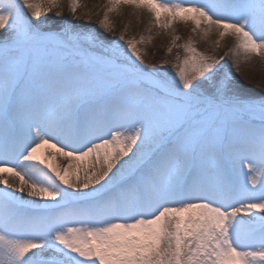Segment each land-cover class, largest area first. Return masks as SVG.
I'll list each match as a JSON object with an SVG mask.
<instances>
[{
	"label": "snow or ice",
	"instance_id": "1",
	"mask_svg": "<svg viewBox=\"0 0 264 264\" xmlns=\"http://www.w3.org/2000/svg\"><path fill=\"white\" fill-rule=\"evenodd\" d=\"M109 4L264 56V0ZM52 12L60 0H0V264H264V97L191 41L169 75L123 35L47 30Z\"/></svg>",
	"mask_w": 264,
	"mask_h": 264
},
{
	"label": "rangeland",
	"instance_id": "2",
	"mask_svg": "<svg viewBox=\"0 0 264 264\" xmlns=\"http://www.w3.org/2000/svg\"><path fill=\"white\" fill-rule=\"evenodd\" d=\"M36 2H40V0ZM60 3L62 5L60 16H56L55 12H52L41 17V19L47 20L49 25L47 30L57 31L64 23L71 21L80 31H94L99 34L106 44L117 41L123 35L125 41L131 39L136 42L137 49L146 64H152L158 68L163 65L161 71L169 75L175 71L172 68V63L175 62L177 55L181 58L186 55L182 46L191 41L199 52L220 61V65H223L221 71L231 73L237 91L257 100L264 97V56L245 57L242 52L236 59L235 65L231 66L232 49L236 44L235 38L231 35L216 43L210 40L199 44L195 42L199 30L195 33L192 31L194 27L192 22L174 23L171 28L166 29L157 27L152 15L147 21L145 15L148 11L146 9L136 12L134 18L130 7L121 4L109 12L108 8L111 7L109 0H101L98 4H101L103 8H95L96 5H92V3L79 4L80 7L76 14L72 15L69 10L70 0H60ZM105 13H107L108 20L110 19L109 24L113 28L111 32L103 28L100 23L104 19ZM174 36L180 38L175 41V44H173ZM120 43L124 44V41H120ZM169 48H171V52L168 51ZM44 159L49 161L53 159V156L44 151ZM81 179H83V175H81Z\"/></svg>",
	"mask_w": 264,
	"mask_h": 264
},
{
	"label": "bare ground",
	"instance_id": "3",
	"mask_svg": "<svg viewBox=\"0 0 264 264\" xmlns=\"http://www.w3.org/2000/svg\"><path fill=\"white\" fill-rule=\"evenodd\" d=\"M100 1L101 0H78V2H79L80 5H84L85 3L86 4L87 3H92V5H96L95 8H103V6H101V4H98ZM126 6L130 7L131 12L133 11V13H132L133 14V17L135 16L134 14L136 12H140V11H143L144 10V9L136 8L135 6H132V5H126ZM149 16H151V14L149 12L146 13L145 18L147 19V21H148ZM108 22H110V19L108 20ZM204 27L205 26L203 25L201 27V29H203ZM210 40L214 41L215 43L218 40H220V38H219L218 34L216 33L215 29H213V31L211 33H209L207 36L204 35V33H203L202 30H199L198 33H197V36L195 38V42H197L199 44H204V43H206L207 41H210ZM232 52H233L232 53V57L233 58L230 61V65L231 66L235 65L236 59L239 58L240 55L242 54V52H238V50L236 49L235 46L233 47ZM44 151L47 154L50 153V155L53 156V159L52 160H49V161H46V162L53 163L54 165H59L61 167H63V166L66 165V164H64V163H67L66 158H64V157L60 156L58 153H56V150L55 149L48 148V149H45ZM12 179L13 178L9 177V181L10 182H12ZM17 183H18V181H17ZM18 194L19 195H22L24 199H27V200H37L38 201V198H36V197H29L28 194H27V191H25L24 193H18Z\"/></svg>",
	"mask_w": 264,
	"mask_h": 264
}]
</instances>
